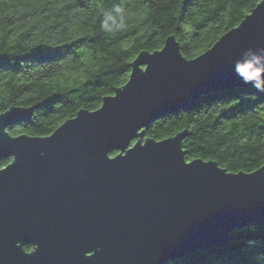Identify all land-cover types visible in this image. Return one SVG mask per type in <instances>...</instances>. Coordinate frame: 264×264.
Listing matches in <instances>:
<instances>
[{
	"label": "water",
	"instance_id": "1",
	"mask_svg": "<svg viewBox=\"0 0 264 264\" xmlns=\"http://www.w3.org/2000/svg\"><path fill=\"white\" fill-rule=\"evenodd\" d=\"M130 67L98 108L49 135L8 133L31 106L0 113V159L11 157L0 168V264H165L264 219V164L187 160L186 129L144 138L203 94L264 79V0L201 54L186 58L169 35Z\"/></svg>",
	"mask_w": 264,
	"mask_h": 264
},
{
	"label": "trees",
	"instance_id": "2",
	"mask_svg": "<svg viewBox=\"0 0 264 264\" xmlns=\"http://www.w3.org/2000/svg\"><path fill=\"white\" fill-rule=\"evenodd\" d=\"M259 1L0 0V113L33 108L31 118L8 133L51 134L122 86L140 51L160 49L174 35L181 53L195 57ZM184 129L187 160L255 170L264 164V79L203 94L190 107L155 119L144 138L161 140ZM8 161L0 159V167ZM165 264H264V219Z\"/></svg>",
	"mask_w": 264,
	"mask_h": 264
},
{
	"label": "flooded vegetation",
	"instance_id": "3",
	"mask_svg": "<svg viewBox=\"0 0 264 264\" xmlns=\"http://www.w3.org/2000/svg\"><path fill=\"white\" fill-rule=\"evenodd\" d=\"M4 159V158H3ZM9 159V161L5 164V165H7L10 161H11V157H9L8 158ZM5 165H3V166H5ZM2 166V167H3ZM1 168V167H0ZM24 249L26 250V251H28L29 249H32V245H24ZM29 252V251H28Z\"/></svg>",
	"mask_w": 264,
	"mask_h": 264
},
{
	"label": "snow or ice",
	"instance_id": "4",
	"mask_svg": "<svg viewBox=\"0 0 264 264\" xmlns=\"http://www.w3.org/2000/svg\"><path fill=\"white\" fill-rule=\"evenodd\" d=\"M28 251L34 253L32 249H29ZM85 252H88L89 253V257H92L93 256V251H84V253Z\"/></svg>",
	"mask_w": 264,
	"mask_h": 264
}]
</instances>
